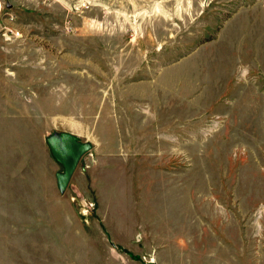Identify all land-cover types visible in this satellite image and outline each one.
Listing matches in <instances>:
<instances>
[{"label": "rangeland", "instance_id": "1", "mask_svg": "<svg viewBox=\"0 0 264 264\" xmlns=\"http://www.w3.org/2000/svg\"><path fill=\"white\" fill-rule=\"evenodd\" d=\"M17 1L0 264H264V0ZM54 131L91 144L63 192Z\"/></svg>", "mask_w": 264, "mask_h": 264}, {"label": "water", "instance_id": "2", "mask_svg": "<svg viewBox=\"0 0 264 264\" xmlns=\"http://www.w3.org/2000/svg\"><path fill=\"white\" fill-rule=\"evenodd\" d=\"M46 143L52 156L62 165V171L55 173L57 186L63 192L81 156L90 149L91 144L80 141L70 132L54 131L46 136Z\"/></svg>", "mask_w": 264, "mask_h": 264}, {"label": "built area", "instance_id": "3", "mask_svg": "<svg viewBox=\"0 0 264 264\" xmlns=\"http://www.w3.org/2000/svg\"><path fill=\"white\" fill-rule=\"evenodd\" d=\"M15 1V0H14ZM13 0H0V41H11L22 37V25L17 11L18 2ZM52 1L64 6L66 10L88 9L91 7L107 6L111 0H39Z\"/></svg>", "mask_w": 264, "mask_h": 264}, {"label": "bare ground", "instance_id": "4", "mask_svg": "<svg viewBox=\"0 0 264 264\" xmlns=\"http://www.w3.org/2000/svg\"><path fill=\"white\" fill-rule=\"evenodd\" d=\"M44 2H46V1H44ZM49 2H52V1H49ZM15 4V3H14Z\"/></svg>", "mask_w": 264, "mask_h": 264}]
</instances>
